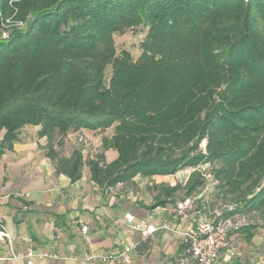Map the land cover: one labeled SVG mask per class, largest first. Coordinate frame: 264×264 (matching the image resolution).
<instances>
[{"label":"trees","instance_id":"16d2710c","mask_svg":"<svg viewBox=\"0 0 264 264\" xmlns=\"http://www.w3.org/2000/svg\"><path fill=\"white\" fill-rule=\"evenodd\" d=\"M8 18L24 26L0 37V158L26 126L49 142L112 128L84 158L49 145L55 173L109 188L207 165L233 207L223 218L259 216L234 232L264 228V0H0ZM137 28L134 62L113 35ZM204 184L194 170L164 192L183 201Z\"/></svg>","mask_w":264,"mask_h":264},{"label":"crops","instance_id":"0c3cea01","mask_svg":"<svg viewBox=\"0 0 264 264\" xmlns=\"http://www.w3.org/2000/svg\"><path fill=\"white\" fill-rule=\"evenodd\" d=\"M38 131L33 126L20 129L12 151L0 158V229L10 236L9 240L0 238V264H26L20 257L29 253L31 264H81L77 259L85 255L115 257L132 244L138 247L125 259L106 264H179L184 245L177 235L158 231L141 242L140 232L127 225L124 215H132L137 226L141 222H173L180 193L168 197L164 188H174L181 174L137 176L130 186L106 188L97 186L84 170L78 181H70L66 175L55 173L47 155L49 145L57 155L69 157L71 148L80 145L77 139H83V131L95 134L96 150L101 139L112 134L80 130L49 142L45 136L39 137ZM115 153L108 150L104 157ZM91 154L86 149L82 152L83 158ZM214 213L205 201L198 200L186 209L185 216L187 222L195 224L214 219ZM82 228H86L85 234ZM258 231L263 229L249 241L245 234L231 233L229 243L237 246L239 256L230 260L223 250L219 264H264V239ZM44 254L55 258H43ZM15 256L18 258L13 259Z\"/></svg>","mask_w":264,"mask_h":264},{"label":"built area","instance_id":"2783aa9c","mask_svg":"<svg viewBox=\"0 0 264 264\" xmlns=\"http://www.w3.org/2000/svg\"><path fill=\"white\" fill-rule=\"evenodd\" d=\"M1 39L7 38V33L3 30L0 31ZM78 144L83 142L81 137L77 139ZM205 143L202 144V152L204 149ZM96 151H92L94 154ZM207 165H203V167H188L186 171L181 170L178 171V174H184L187 172L186 177H183L184 183L187 181L188 176L194 170L202 171L205 184L203 190L197 194L196 196L189 199H185L176 204L175 207V218L173 222H168L166 220L157 222L155 224H147L141 222L139 226L134 225V217L130 214H125V220L127 225H129L134 230H138L141 236V242H145L150 235L158 231L169 232L173 235H177L182 244L184 245V255L179 262V264H219V257L223 250L226 251L227 257L230 260H235L237 256H239V252L237 247L231 245L229 243V236L231 233H234L239 227L246 224L245 219L239 218H223L222 213H215V217L212 220H204L199 221L197 223L187 222V216H185L186 209L196 203L197 200L203 199L204 194L211 192L213 188L216 186V182L214 181L212 175L209 171H207ZM181 175V176H185ZM233 207L228 206L226 211H232ZM179 219V221H177ZM82 233H86V228H82ZM0 238L10 239V236L4 231V229H0ZM138 247V244H132L130 246H124V248L117 254V256H112L110 254H96L91 253L85 255L77 261L81 264L92 263H100L106 264L112 261L123 260L126 256L135 250ZM32 254L29 253L24 257H20L26 260V264H31ZM44 257L55 258L50 255H43ZM18 258L17 256L13 257V259Z\"/></svg>","mask_w":264,"mask_h":264},{"label":"rangeland","instance_id":"374dc122","mask_svg":"<svg viewBox=\"0 0 264 264\" xmlns=\"http://www.w3.org/2000/svg\"><path fill=\"white\" fill-rule=\"evenodd\" d=\"M10 19L11 18H8V20H5V22H2L1 26H0V31L3 30L4 32H6L7 37H9V34L12 31L10 29H14L13 26H16V27L18 26L19 28L18 27L16 28L18 30L22 29L24 26V25L23 26L15 25L16 23L15 22H14L15 24L12 23V20L10 21ZM2 25H3V27H2ZM145 33H146V29L137 28V29H133V30H127L123 34H114L113 35V42H114V46L116 49V53L119 54L121 51H128L130 53V56H132V60L134 62L136 60H138L140 58V55H141L140 45H141L142 40L145 36ZM104 71H105L104 83H105V85H107V84H109V80H110L111 75H112L111 65L110 64L107 65L104 68ZM105 132L107 133V135L113 134L112 128L106 129ZM93 136H95V134L92 135V133H89L88 131L87 132L83 131V142L80 143V145L83 146V148L86 149L87 152H92V150L96 151L97 143L93 142V140H94ZM72 148H74V147H72ZM72 148H71V150H72ZM71 150H70V152H71ZM115 157H116V153H115V156H112L110 154L105 155V159L108 163L113 162L115 160ZM183 170L186 171V169H183ZM184 171H182L183 173L181 175L187 174V172L184 174ZM183 177H186V175L180 176L179 178H177L175 185H183L184 184ZM200 201H203V202L205 201V203H207V206L210 209V211L215 212V213L216 212L222 213V212L227 210L228 206H231L230 201L223 198L219 194V190H217L216 187H214L211 192L205 193L204 198L200 199ZM215 213H214V215H215ZM234 218L245 219L246 223H248L249 221L254 222V223L255 222L260 223L258 214H252V215H248V216L234 215L231 219H234ZM212 219H213V217H212ZM257 234L259 236H261L262 239H264V228H263V231H261V232L258 231Z\"/></svg>","mask_w":264,"mask_h":264}]
</instances>
